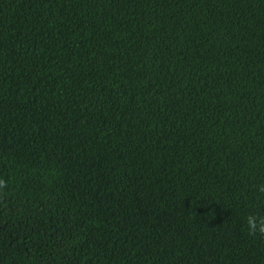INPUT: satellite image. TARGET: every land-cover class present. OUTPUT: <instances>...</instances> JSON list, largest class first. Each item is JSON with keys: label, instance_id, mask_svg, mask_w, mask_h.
<instances>
[{"label": "trees", "instance_id": "trees-1", "mask_svg": "<svg viewBox=\"0 0 264 264\" xmlns=\"http://www.w3.org/2000/svg\"><path fill=\"white\" fill-rule=\"evenodd\" d=\"M0 264H264V0H0Z\"/></svg>", "mask_w": 264, "mask_h": 264}, {"label": "clouds", "instance_id": "clouds-1", "mask_svg": "<svg viewBox=\"0 0 264 264\" xmlns=\"http://www.w3.org/2000/svg\"><path fill=\"white\" fill-rule=\"evenodd\" d=\"M7 187V182L0 178V190ZM264 192V187L260 189ZM247 227L250 235H261L264 236V216L249 215L247 218Z\"/></svg>", "mask_w": 264, "mask_h": 264}]
</instances>
